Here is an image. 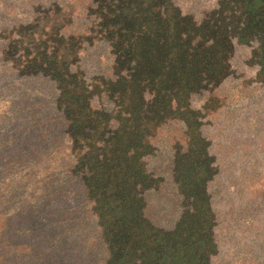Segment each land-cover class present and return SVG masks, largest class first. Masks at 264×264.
<instances>
[{
    "label": "flooded vegetation",
    "instance_id": "af4514ba",
    "mask_svg": "<svg viewBox=\"0 0 264 264\" xmlns=\"http://www.w3.org/2000/svg\"><path fill=\"white\" fill-rule=\"evenodd\" d=\"M4 46L52 84L105 264H264V0H0Z\"/></svg>",
    "mask_w": 264,
    "mask_h": 264
},
{
    "label": "rangeland",
    "instance_id": "374dc122",
    "mask_svg": "<svg viewBox=\"0 0 264 264\" xmlns=\"http://www.w3.org/2000/svg\"><path fill=\"white\" fill-rule=\"evenodd\" d=\"M3 49L0 211L10 219V249L3 264H105L107 248L92 217L88 188L74 174L78 159L62 123L64 114L56 111L52 84L5 63ZM5 124L12 126L15 144L3 143L11 136Z\"/></svg>",
    "mask_w": 264,
    "mask_h": 264
},
{
    "label": "trees",
    "instance_id": "16d2710c",
    "mask_svg": "<svg viewBox=\"0 0 264 264\" xmlns=\"http://www.w3.org/2000/svg\"><path fill=\"white\" fill-rule=\"evenodd\" d=\"M5 63H7V62H5ZM3 68H4L3 65L0 63V76L1 75L4 76V74H2V73H4V72H2V69ZM0 111H3V110H0ZM29 113H31V112H28V114ZM5 114H6V108L4 109V113L3 114H0V118L4 119L6 117ZM5 125H6V127L8 129H6L4 131H6V132L9 131L11 133V136H10V134H7L6 135L7 138H6V140H3V143L9 145L10 142H13V144H15V140L14 139L16 137V134H14V131L11 129L12 126H9L7 124H5ZM20 131L21 132H23V131L24 132H27L26 127H21V130ZM15 146H17V145H15ZM21 146L24 148V146H27V144L24 145V143H23ZM0 151H1V149H0ZM13 153L10 156L11 159H14L15 158V156L13 155ZM21 155H22V153H21ZM10 165L12 166L11 163H10ZM44 183H46V182H44ZM6 215H7L6 213L0 211V264H3L4 258H5V254H6V249L8 248V253H9V249H10L9 239H7V238H9L10 235L7 236V234H6V229L8 228V224L10 222V219ZM10 242H11V240H10ZM101 262L102 261H100V263Z\"/></svg>",
    "mask_w": 264,
    "mask_h": 264
}]
</instances>
